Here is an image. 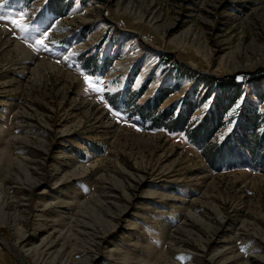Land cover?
Masks as SVG:
<instances>
[{"label": "rangeland", "instance_id": "obj_1", "mask_svg": "<svg viewBox=\"0 0 264 264\" xmlns=\"http://www.w3.org/2000/svg\"><path fill=\"white\" fill-rule=\"evenodd\" d=\"M21 13L0 20V264H264V140L240 124L255 106L264 135V0H0ZM165 109L218 123L211 164Z\"/></svg>", "mask_w": 264, "mask_h": 264}, {"label": "trees", "instance_id": "obj_2", "mask_svg": "<svg viewBox=\"0 0 264 264\" xmlns=\"http://www.w3.org/2000/svg\"><path fill=\"white\" fill-rule=\"evenodd\" d=\"M232 82H233V80L231 81V83ZM233 83L231 85H234ZM164 97H165V95H162L161 98L158 101H156L157 102L156 103L157 108L161 103L160 101H162L164 99ZM227 102L229 103V100H227ZM168 111H170V114H167ZM249 112H244V114L241 115L242 122L240 124L241 125L245 124V126L247 125V127H249V129H247V130L250 131L252 133L251 134L252 137L257 140L256 147H254V149L256 150L258 148V145L261 144L262 140H264V138H263L264 135L262 134L261 137L258 136V138H257V136H255L256 135L255 131L258 129V127L260 125L259 118L256 115L257 113H256L255 106H254V108H251V110ZM166 114H167V117L164 119V121L166 123L164 122L163 124H161V126H163L164 128H169V129L176 127L175 130H178L179 132H183L186 134L189 133V134H187L189 140L191 139L192 135H196V133H199L200 131L205 132L204 130H206L205 125L200 124L197 127H195L194 129H192L191 131L190 130L187 131L186 129L189 127V124H187L186 118L182 117L181 112L175 116L174 111H171L170 109H165V110H162L161 117L163 115L166 116ZM154 116H156V115H154ZM218 128H220V126H218V123L216 122L215 127L208 128V130L205 133H203V135L205 137H204L203 141H201V144L198 146L196 145L200 149L203 156L206 157V159L208 160V162L210 164H211L212 156L215 155V153L218 154L222 148V147H220L221 145L218 146V144H216V143H212V144L210 143L214 134L218 131ZM242 129H244V127ZM190 132L193 134L191 135ZM253 145L255 146V144H253ZM213 166H214V164H213Z\"/></svg>", "mask_w": 264, "mask_h": 264}, {"label": "snow or ice", "instance_id": "obj_3", "mask_svg": "<svg viewBox=\"0 0 264 264\" xmlns=\"http://www.w3.org/2000/svg\"><path fill=\"white\" fill-rule=\"evenodd\" d=\"M25 15H26L25 13H21L18 19H11V20H8L7 17L0 15V20H7L8 23H11L14 28L19 29L21 32H28L29 28L32 27V25L21 22L23 21V18ZM36 27L39 28V25L37 24ZM40 34L44 38L47 37L46 31H42ZM24 39L27 40L28 37L25 36ZM29 46L34 47L36 50H39L40 48H45L44 39H37L35 40L33 45H29ZM65 59H67V57H65ZM82 75H84V81H85V84L87 85L85 89L86 91L91 90L97 93H100L103 91V89L99 87V85L101 84V81L98 78L94 79L90 75L83 74V73ZM237 107H239V105H237ZM116 114L119 115V113H116Z\"/></svg>", "mask_w": 264, "mask_h": 264}, {"label": "bare ground", "instance_id": "obj_4", "mask_svg": "<svg viewBox=\"0 0 264 264\" xmlns=\"http://www.w3.org/2000/svg\"><path fill=\"white\" fill-rule=\"evenodd\" d=\"M20 240V239H19ZM95 240H96V244H98V243H101V240L100 239H98V237H96L95 238ZM23 242V241H22ZM22 242H21V244H18V243H16V244H14L13 246H12V249L14 250V252L16 253V254H18L19 256H22L23 254H25V248L27 247V245L26 244H23L22 245ZM18 245V246H17ZM19 247V248H18ZM109 256H112V254H110ZM205 263V262H204ZM206 264H217V261H215V259H209L208 261H207V263Z\"/></svg>", "mask_w": 264, "mask_h": 264}]
</instances>
